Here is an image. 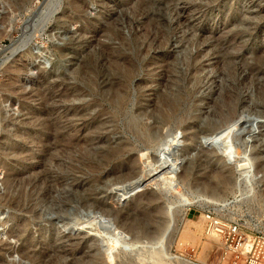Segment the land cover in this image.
<instances>
[{
	"label": "rangeland",
	"instance_id": "1",
	"mask_svg": "<svg viewBox=\"0 0 264 264\" xmlns=\"http://www.w3.org/2000/svg\"><path fill=\"white\" fill-rule=\"evenodd\" d=\"M205 210L264 234V0H0V264H219Z\"/></svg>",
	"mask_w": 264,
	"mask_h": 264
},
{
	"label": "built area",
	"instance_id": "2",
	"mask_svg": "<svg viewBox=\"0 0 264 264\" xmlns=\"http://www.w3.org/2000/svg\"><path fill=\"white\" fill-rule=\"evenodd\" d=\"M204 213L207 233L214 232L221 237L219 264H253L254 261L255 264H264V234H252L249 251L245 252L242 247L247 241L245 227L239 220L211 210H205Z\"/></svg>",
	"mask_w": 264,
	"mask_h": 264
},
{
	"label": "bare ground",
	"instance_id": "3",
	"mask_svg": "<svg viewBox=\"0 0 264 264\" xmlns=\"http://www.w3.org/2000/svg\"><path fill=\"white\" fill-rule=\"evenodd\" d=\"M28 77H30V76H28ZM117 97V96H116ZM70 144V143H69ZM110 148V147H109ZM123 148V147H122ZM123 150V149H122ZM121 150V151H122ZM117 152H119V151H117ZM123 152V151H122ZM113 154H117V153H114V152H112ZM119 153H121V152H119ZM134 170V169H133ZM129 171L130 172V174L132 175V176H134V178L135 177H139V170L137 169V171L138 172H135V171ZM128 175V174H127ZM120 176V175H119ZM121 177V176H120ZM120 177H117V178H119L120 179ZM124 177H125V175H124ZM127 177V176H126ZM141 177V176H140ZM140 177H139V179H140ZM116 178V179H117ZM129 178H131V177H129ZM128 178V179H129ZM119 179H117L118 181H120ZM137 179V178H136ZM116 180V181H117ZM123 180V179H122ZM131 180H133V179H131ZM218 180L220 181V183H224V182H226V181H228L227 180V178L226 177H219L218 176ZM117 181V182H118ZM134 181V180H133ZM121 182V181H120ZM122 182H124V181H122ZM127 182H129L128 180H127ZM126 182V183H127ZM131 183V182H130ZM132 184V183H131ZM202 191H203V189H201ZM23 197V196H22ZM89 200V199H88ZM17 201V200H16ZM5 202V201H4ZM96 203L93 205L94 207L96 206V208L95 209H100L102 212H106V211H108L107 212V214H110V211L111 212H116V211H122V212H124V214H122V215H120V216H118L119 215V213H117L116 214V219H118L120 222L122 221V220H125L126 219V217H128V216H130V214H132V213H130L128 210H113V209H107V208H105V205H104V203L103 202H97V201H95ZM20 203V202H19ZM18 204V203H17ZM88 211V210H87ZM104 212V214H105V216L109 219V220H111V218H109V216L106 214ZM127 212V213H126ZM121 213V212H120ZM93 216L96 218V212H94L93 213ZM134 216V215H133ZM98 217V216H97ZM111 217V216H110ZM125 217V219H123ZM113 218H114V216H113ZM147 218H149V217H147ZM202 218H203V220L201 221L204 225L205 224H207L206 223V218H205V215H202ZM130 219H132V218H130ZM128 220V221H131V220ZM112 221V220H111ZM153 220L151 219V222H152ZM155 221V220H154ZM8 222V221H7ZM113 222V221H112ZM5 223L6 222H4L2 225L4 226L5 225ZM8 224V223H7ZM124 224V223H123ZM157 224V223H156ZM115 225V224H114ZM140 225H141V223H140ZM136 226L138 227V223L135 225V223H134V225L133 226H131L130 228H129V232L130 233H136L134 230H135V228H136ZM198 226H199V228H201V225L200 224H198ZM198 226H196V227H198ZM140 227V226H139ZM145 227V226H144ZM121 228V227H120ZM142 228V227H141ZM144 229V228H143ZM157 229L158 230H162V227L158 224V225H156V227H152L151 226V229H149V227L148 228H146V230L144 231V230H142V235L143 236H141V237H144V238H147L148 240H147V242H153V240H154V233H156L157 232ZM140 229H138V231H139ZM116 231V230H115ZM186 232V231H185ZM192 232V231H191ZM123 233V232H122ZM140 233V232H139ZM87 234V233H86ZM210 234H212V236L213 237H215L216 239H218V238H220V236L218 235V234H216V233H214V232H211ZM134 235V234H133ZM187 235V233L185 234V236ZM126 236V235H125ZM134 238V237H133ZM186 238H188V239H186ZM186 238H185V240H188V241H193V240H195V237H194V235H193V233H190V234H188L187 236H186ZM189 238H190V240H189ZM132 240H134V239H132ZM142 240V239H141ZM184 242H186V241H184V238H183V233H182V236H181V238H180V240H179V242H178V246H179V248H182L183 246H184ZM249 246V244H243V246L242 247H244V248H246V247H248ZM50 250H49V252H48V254H47V257L48 256H52L53 254L55 255V253H56V255H57V250L58 249H54V245H50L49 247H48ZM56 248V247H55ZM249 248V247H248ZM60 251V250H59ZM127 251V250H126ZM22 252V251H21ZM128 253H132V252H130V251H128ZM26 254V253H25ZM134 254V253H133ZM23 255V254H22ZM32 254H27V256H29V257H32L31 256ZM53 255V256H54ZM159 255V254H158ZM27 258V257H26ZM46 258V257H45ZM45 258H43L41 261V264H45L46 262H45V260L47 261V259H45ZM124 264V263H123ZM253 264H255V261L253 262Z\"/></svg>",
	"mask_w": 264,
	"mask_h": 264
},
{
	"label": "water",
	"instance_id": "4",
	"mask_svg": "<svg viewBox=\"0 0 264 264\" xmlns=\"http://www.w3.org/2000/svg\"><path fill=\"white\" fill-rule=\"evenodd\" d=\"M208 144L213 145V146H219L221 144L220 140H215L214 142H208Z\"/></svg>",
	"mask_w": 264,
	"mask_h": 264
}]
</instances>
